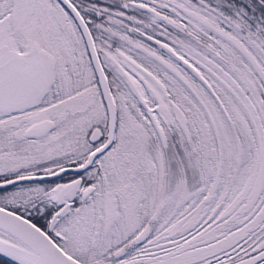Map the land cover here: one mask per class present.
I'll use <instances>...</instances> for the list:
<instances>
[{
    "label": "snow or ice",
    "instance_id": "obj_1",
    "mask_svg": "<svg viewBox=\"0 0 264 264\" xmlns=\"http://www.w3.org/2000/svg\"><path fill=\"white\" fill-rule=\"evenodd\" d=\"M0 264H264V0H0Z\"/></svg>",
    "mask_w": 264,
    "mask_h": 264
}]
</instances>
